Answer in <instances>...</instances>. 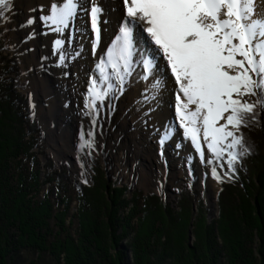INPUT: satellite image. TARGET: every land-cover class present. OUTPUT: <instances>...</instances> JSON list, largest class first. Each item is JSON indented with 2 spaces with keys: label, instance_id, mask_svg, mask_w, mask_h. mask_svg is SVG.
<instances>
[{
  "label": "trees",
  "instance_id": "obj_1",
  "mask_svg": "<svg viewBox=\"0 0 264 264\" xmlns=\"http://www.w3.org/2000/svg\"><path fill=\"white\" fill-rule=\"evenodd\" d=\"M4 49L0 35V264H264V106L238 129L242 165L236 159L217 182L216 217L207 220L197 202V243L188 245L194 192L186 183L172 205L153 190L124 198L128 185L107 180L96 156L89 185L70 176L66 160L54 168Z\"/></svg>",
  "mask_w": 264,
  "mask_h": 264
},
{
  "label": "rangeland",
  "instance_id": "obj_2",
  "mask_svg": "<svg viewBox=\"0 0 264 264\" xmlns=\"http://www.w3.org/2000/svg\"><path fill=\"white\" fill-rule=\"evenodd\" d=\"M79 8L75 18L71 19V21L79 23V31L75 32V35L81 32L83 35L85 28L88 35L92 26H88L87 22L80 26L82 13ZM27 9L32 12L24 16ZM88 12L89 10H87V18ZM36 13L37 11L29 7L28 0H10L9 7L0 12V26L2 27L0 35L5 45L4 52L14 55L17 61L19 68L17 90L28 97L29 113L40 125L41 149L47 152L56 163L66 160L70 168V176L85 185L90 184L93 175L91 166L94 165L93 157L96 156L97 164L101 166L104 174L112 183L128 185L127 192L123 194L126 199L130 196L132 189H140L142 192L153 190L157 194L160 193L164 200L172 201L173 205L176 197L175 189L186 183L194 192L192 200L194 208H196L197 202H202L206 211V219L215 218L217 182L229 178L232 164H228V157L219 178L216 177L213 186H209L207 172L204 171L206 164L201 159V151L197 150L196 145L181 129L176 104H173L177 91L164 89L168 92L167 96L169 97L167 106L165 96L149 98L147 105L145 102L142 104L140 102L146 99L135 98L137 95L134 96V94L140 92L139 89H131L133 87L131 74L125 77L121 91L112 75L111 67L107 66L106 72L110 77L109 82L113 81V90L104 97L103 102L97 100L94 108L86 107L89 97L88 89L92 79L97 80L98 89L106 90L107 82L101 81L97 65L93 67L95 71H90L87 78L83 77L84 81L80 79L79 83L84 84L86 81L88 83L86 89L82 87L80 90L70 89V86L61 89L57 83V79L60 81V77L55 79L56 76H51L50 73L46 77L40 75V71L37 73L36 69L39 70V68L36 67L39 63L40 53L34 52L32 47L35 38L40 39L39 32L33 24ZM82 20L84 19L82 18ZM125 20L122 19L121 24ZM103 24L99 25L100 34L103 33ZM133 54L136 56L135 52ZM67 58L68 56L64 59ZM137 61L139 62L132 57V64L136 62L134 67L138 64ZM106 62L107 60L105 61L107 65ZM139 65L138 69H140ZM60 66L55 61L53 62V67ZM167 69L169 71V68ZM67 70H71V68L66 67ZM163 73L166 75L167 72L163 71ZM168 74L172 84L176 85L171 71ZM64 75L67 82L74 83V86L77 85L78 79H73V74L69 72ZM64 77L62 80H65ZM77 97L81 102L80 105ZM258 98L257 96H247L243 99L252 102ZM75 99L77 102L74 101ZM143 118L146 119L144 122ZM147 118H152V123H149L150 120ZM149 127H152L154 134H149L151 132ZM232 130L239 137L238 130ZM238 147L231 151L237 153V162L242 165L241 146ZM203 148L204 145H201L204 154ZM173 150H177L178 153ZM37 156L40 165H42L45 161L42 158L43 155L38 153ZM56 167L58 166L55 165L54 168ZM199 168L202 169V179L199 178ZM223 172L224 174H222ZM47 187L46 184L43 185L42 190ZM74 226L73 223L71 231ZM185 241L188 244L187 232ZM189 242L190 245L197 243L192 233V227ZM119 243L123 247L125 240L121 239ZM23 264L29 263L26 260Z\"/></svg>",
  "mask_w": 264,
  "mask_h": 264
},
{
  "label": "snow or ice",
  "instance_id": "obj_3",
  "mask_svg": "<svg viewBox=\"0 0 264 264\" xmlns=\"http://www.w3.org/2000/svg\"><path fill=\"white\" fill-rule=\"evenodd\" d=\"M9 5L10 0H0V12ZM124 5L128 19L107 50V65L104 60L97 65L101 81L107 82L106 90L98 89L97 80L92 79L86 107L94 108L97 100L103 102L113 90L107 66L122 91L132 69L133 26L143 25L178 85L176 112L185 135L203 156L202 130L208 150L217 158L229 150L231 165L237 159L231 150L242 145V138L232 129L238 130L257 104L264 106V98L254 103L243 99L264 97V13L257 12L255 0H124ZM79 6L80 0L53 4L46 20L57 26L55 31H62ZM101 11L95 5L91 8L97 42ZM56 44L60 47L62 41ZM143 64L151 74L153 61ZM153 86L158 87L159 81Z\"/></svg>",
  "mask_w": 264,
  "mask_h": 264
},
{
  "label": "bare ground",
  "instance_id": "obj_4",
  "mask_svg": "<svg viewBox=\"0 0 264 264\" xmlns=\"http://www.w3.org/2000/svg\"><path fill=\"white\" fill-rule=\"evenodd\" d=\"M64 2H66V0H28L29 7H32L34 11H37L36 18L35 20H33V24L34 26H36L40 35V39L35 38V40L33 41L34 46H32L34 48V52L40 53L39 63H37L36 67L39 68V70H36L37 73H39L40 71V75H43L44 77H46V75L49 73L51 74V76L55 75V79L60 77V81H58L57 79V83H59V87L61 89L68 86H70V89L80 90L82 89V87L83 89H86L85 87L88 85L87 81L85 83L83 82L84 84H81L79 83L80 79L84 81L83 77H86L90 71H95V68L93 69L95 65H98L101 60H107V55L105 56V52L107 53V50L112 47L113 42L119 35V29L122 26V19H128L126 17L124 0H80L79 9H81L82 13L80 15V26H82V24L86 22L88 23V26H92L91 8L94 5L100 7L102 10L98 17V25L104 23L103 33L101 32L102 34H100V42H97L95 30L90 27L89 28L91 29V31L88 34L89 36L87 35L86 28L83 31V35L82 32L75 35V32L79 31V23L74 20H70L69 26L67 28H64L62 31H55V28L57 26L51 24L50 21L46 20V17L51 15V6L53 4L62 6V3ZM255 3L257 12L264 13V0H255ZM87 10H89L88 18L86 17ZM31 12L32 11L27 9V12L24 16L30 14ZM114 12L115 15H113ZM82 18L84 20H82ZM58 40L62 41L60 47H57L56 44V41ZM132 42L134 52L136 53V56L133 54L132 57L133 59L139 60V62L137 61L138 64H136L135 67L134 63L136 62L132 64L130 73V76L133 78L131 84L133 87L131 89H139L140 92L138 93L136 91L137 93H135L134 96H137H135V98L146 99L145 101H142L140 103L143 104V102H145V105H147L146 103L148 102L149 98H155L157 96L158 98H160V96H165L167 106L169 97L167 96L168 92L164 89H175L178 92V87H176L175 84H172L169 78L168 73L170 72V69L168 71L166 60L162 57V53H160L157 50L156 46H154V43L151 42L150 38L147 36V33L143 31V25H140L139 27L133 26ZM144 45L145 47H143ZM67 56L68 58L64 59ZM54 61L61 66L58 68L53 67ZM143 61H153L154 67L151 73L152 75L143 71L145 70ZM138 65L140 69H138ZM66 67L71 68V70L66 71ZM163 71L167 72V76L163 73ZM69 72L73 74V79H78L77 82L75 81L77 83L76 86H74L75 84L72 82H67V79L64 77V73L69 74ZM146 75L148 76V79H144ZM89 76L91 77L93 75ZM62 77H64L65 80H62ZM157 81H159V86L154 87L153 85L156 84ZM43 88H45L44 85ZM176 94L173 100V104L177 103L175 102ZM77 99H75L74 101L77 102ZM78 104H81L79 99ZM142 115L145 116V114ZM151 119L152 118H147V120H150L149 123H152ZM145 120V118L142 119L143 122ZM178 120L180 122L179 117ZM220 123H224V121H220ZM180 126L182 131L184 132V128L182 127L181 123ZM149 128V131H151L149 132V134H154L152 127ZM188 139L190 140L191 138L188 137ZM199 139L200 145H204V154L201 158L203 159L202 161L206 164L204 171L207 172L208 183L209 186L212 187L214 184V179L218 177L223 171V165L227 162V158L229 157L227 155V152L229 150L226 149L224 155L217 158L208 150L207 142L203 139L202 130L199 134ZM173 151H176V153H178L177 150ZM172 155H174V153H172ZM213 169H215V174L213 173ZM198 174L199 178L202 179V169H198ZM222 174H224V172Z\"/></svg>",
  "mask_w": 264,
  "mask_h": 264
},
{
  "label": "water",
  "instance_id": "obj_5",
  "mask_svg": "<svg viewBox=\"0 0 264 264\" xmlns=\"http://www.w3.org/2000/svg\"><path fill=\"white\" fill-rule=\"evenodd\" d=\"M42 158H44V156H42ZM53 162H54V160H53ZM106 178H107V180H108V177L106 176ZM194 210H195V208H194V205L192 206V215H191V217H190V222H189V227H188V230H187V239H188V244L190 245V238H191V223H192V218H193V214H194Z\"/></svg>",
  "mask_w": 264,
  "mask_h": 264
}]
</instances>
